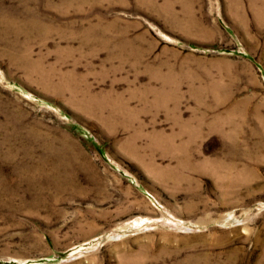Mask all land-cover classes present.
Wrapping results in <instances>:
<instances>
[{"label": "rangeland", "instance_id": "rangeland-1", "mask_svg": "<svg viewBox=\"0 0 264 264\" xmlns=\"http://www.w3.org/2000/svg\"><path fill=\"white\" fill-rule=\"evenodd\" d=\"M0 264H264V0H0Z\"/></svg>", "mask_w": 264, "mask_h": 264}]
</instances>
